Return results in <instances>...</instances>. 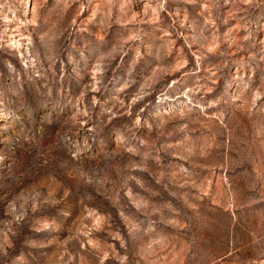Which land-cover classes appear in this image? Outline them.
<instances>
[{"label":"rangeland","instance_id":"1","mask_svg":"<svg viewBox=\"0 0 264 264\" xmlns=\"http://www.w3.org/2000/svg\"><path fill=\"white\" fill-rule=\"evenodd\" d=\"M0 264H264V0H0Z\"/></svg>","mask_w":264,"mask_h":264}]
</instances>
